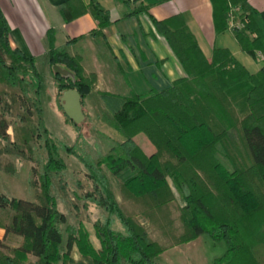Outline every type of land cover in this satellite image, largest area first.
Listing matches in <instances>:
<instances>
[{
	"label": "trees",
	"instance_id": "obj_1",
	"mask_svg": "<svg viewBox=\"0 0 264 264\" xmlns=\"http://www.w3.org/2000/svg\"><path fill=\"white\" fill-rule=\"evenodd\" d=\"M118 1L129 8L128 16L149 11L138 0ZM212 2L218 31L228 28L232 7H240L237 18L241 22L247 19L246 27L234 31L243 50L263 55L259 72L251 74L228 49L216 48L209 60L182 17L153 18L187 76L162 91L122 97L113 118L124 140L97 159H89L76 146L64 147L84 165L93 184L90 199L108 213L94 223L99 249L83 222L77 229L68 226L67 215L51 192L53 175L64 171L67 164L44 123L36 58L11 46V27L0 7V83L9 87L15 98L11 106L6 90L0 88V137L9 139L8 112L17 110L22 123L32 121L37 114L39 133L19 124L11 144L19 156L32 160V143L43 137L47 151L42 172L37 173L41 191L38 201L0 192V227L6 235L24 239L19 247H9L0 239V264H158L157 259L170 246L190 242L204 233L225 241L227 246L213 264H264L257 253L264 245V28L244 0ZM91 12L101 27L110 23L108 11L97 2L91 4ZM49 40L51 65H63L69 71L67 75L53 71L59 95L75 89L82 103L94 88L95 75H84L80 57L55 48L52 32ZM140 134L155 146L153 153L137 142ZM218 153L231 161L232 169L219 160ZM108 172L122 179L123 195L151 219L175 201L169 179L173 181L185 205L176 204L182 229L170 246L151 237L123 208ZM75 246L79 260L72 256Z\"/></svg>",
	"mask_w": 264,
	"mask_h": 264
},
{
	"label": "crops",
	"instance_id": "obj_2",
	"mask_svg": "<svg viewBox=\"0 0 264 264\" xmlns=\"http://www.w3.org/2000/svg\"><path fill=\"white\" fill-rule=\"evenodd\" d=\"M138 1L148 6L149 11L128 16L129 8L118 0H0V7L11 27L9 40L13 48L35 57L37 65L40 59L46 61L52 71L49 40L52 32L54 47L64 48L71 56L80 57L85 76L95 75L94 88L87 96L97 94L103 101L114 100L116 106L120 105L122 97L133 93L148 94L153 89L162 91L187 76L166 37L155 27L153 18L163 21L182 17L185 27L209 60L216 48L228 49L251 74L262 69L263 58L259 51L253 55L243 50L235 31L229 26L225 31L217 30L212 0ZM93 2L108 11L110 23L106 27H101L92 14ZM65 3L63 11L61 7ZM244 4L256 13L264 28V0H244ZM51 71L56 97L60 98L62 106L74 100L73 96L66 100L67 90L59 96ZM147 152L150 154L154 150ZM89 234L93 245L99 249L100 241L96 246L90 231ZM0 239L11 247H19L24 241L21 236L6 235L2 227ZM259 251L264 257V245ZM72 256L76 260L81 258V255Z\"/></svg>",
	"mask_w": 264,
	"mask_h": 264
},
{
	"label": "rangeland",
	"instance_id": "obj_3",
	"mask_svg": "<svg viewBox=\"0 0 264 264\" xmlns=\"http://www.w3.org/2000/svg\"><path fill=\"white\" fill-rule=\"evenodd\" d=\"M37 67L40 72V99L44 123L58 144L60 154L67 164V168L64 171L53 175L51 192L56 197L60 210L67 215L68 226L72 229H77L79 223L83 222L90 231L93 242L96 246H99L94 223L96 220L106 217L108 213L101 207L96 206L90 199L88 194L93 191L92 181L87 177L86 169L81 161L64 147L76 146L82 154L89 159L95 160L120 141H123V134L114 125L113 113L117 104L114 100L110 102L103 101L97 94L94 96L86 95L82 101L83 117L81 121L76 122V120L66 114L63 106V109L60 107L62 104L60 98L56 97L54 79L50 74V64L40 59ZM0 88L6 90L8 102L13 106L15 104L13 91L2 83H0ZM7 117L10 125L8 131L9 139L0 137V192L11 197L38 201L41 191L37 173L42 172L43 165L47 160L44 138L38 137L33 141L32 160L19 156L11 144L16 140V126L19 124L32 128L39 133L37 129L38 115L34 114L32 121L26 123H22L20 117H18L17 110L13 113L11 111L8 112ZM238 139L239 136L235 134L234 140L238 142ZM136 140L147 151L148 149L155 151V146L145 134L138 135ZM236 144L239 146V143ZM8 149L11 151L6 152ZM25 153L27 154V151ZM217 157L226 167L232 169V163L228 158L221 153H218ZM108 175L115 195L123 208L146 227L151 237L170 246L174 241V236L179 235L182 229L180 213L176 204L185 205L183 196L173 181L169 179L175 195V201L171 203L164 213L158 215L156 219H151L144 215V209L137 207L123 195L124 193L121 189L122 179L112 175L110 172H108ZM67 236L68 233L66 231L65 240ZM16 244L14 243V245ZM260 247L257 248L258 257L264 262L263 254L259 251ZM226 250L225 241L218 240L210 234L204 233L190 242L174 247L170 246L169 249L160 255L157 263L213 264L216 258L225 254ZM72 254H75L76 257L80 256L76 247ZM30 258L32 261L35 260L32 255Z\"/></svg>",
	"mask_w": 264,
	"mask_h": 264
},
{
	"label": "water",
	"instance_id": "obj_4",
	"mask_svg": "<svg viewBox=\"0 0 264 264\" xmlns=\"http://www.w3.org/2000/svg\"><path fill=\"white\" fill-rule=\"evenodd\" d=\"M54 70L55 72L61 73L63 75L69 74L68 70L62 68L59 65H55ZM64 95L67 96L66 100H69V96L74 97V100L63 105L66 114L70 118L76 120V122L81 121L83 114H82V104H81L80 93L77 90L71 89V90H67Z\"/></svg>",
	"mask_w": 264,
	"mask_h": 264
},
{
	"label": "built area",
	"instance_id": "obj_5",
	"mask_svg": "<svg viewBox=\"0 0 264 264\" xmlns=\"http://www.w3.org/2000/svg\"><path fill=\"white\" fill-rule=\"evenodd\" d=\"M240 10V7H232L231 11L228 14V23H229V27L231 29H237V30H243L246 27V22H241L238 18H237V14ZM237 20V21H236ZM261 57L263 58V55L261 54Z\"/></svg>",
	"mask_w": 264,
	"mask_h": 264
}]
</instances>
